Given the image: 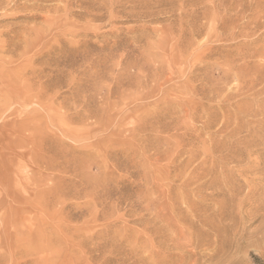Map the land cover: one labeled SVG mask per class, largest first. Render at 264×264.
<instances>
[{
    "label": "rangeland",
    "instance_id": "1",
    "mask_svg": "<svg viewBox=\"0 0 264 264\" xmlns=\"http://www.w3.org/2000/svg\"><path fill=\"white\" fill-rule=\"evenodd\" d=\"M0 71V264H264V0H0Z\"/></svg>",
    "mask_w": 264,
    "mask_h": 264
},
{
    "label": "bare ground",
    "instance_id": "2",
    "mask_svg": "<svg viewBox=\"0 0 264 264\" xmlns=\"http://www.w3.org/2000/svg\"><path fill=\"white\" fill-rule=\"evenodd\" d=\"M38 57V56H37ZM32 59V58H31ZM57 64V63H56ZM73 65V64H72ZM53 71V70H52ZM1 72V71H0ZM35 73V72H34ZM0 76H1V74H0ZM2 77V76H1ZM0 77V78H1ZM2 79H3V77L1 78V81H2ZM76 81V80H75ZM3 82V81H2ZM74 83V82H73ZM19 87V86H18ZM44 162V161H43Z\"/></svg>",
    "mask_w": 264,
    "mask_h": 264
}]
</instances>
